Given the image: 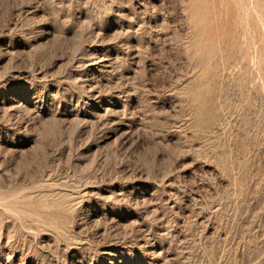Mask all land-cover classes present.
I'll use <instances>...</instances> for the list:
<instances>
[{"label": "rangeland", "instance_id": "1", "mask_svg": "<svg viewBox=\"0 0 264 264\" xmlns=\"http://www.w3.org/2000/svg\"><path fill=\"white\" fill-rule=\"evenodd\" d=\"M0 264H264V0H0Z\"/></svg>", "mask_w": 264, "mask_h": 264}]
</instances>
